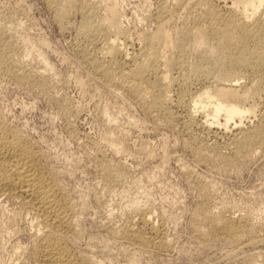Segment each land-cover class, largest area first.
<instances>
[{"label": "rangeland", "instance_id": "1", "mask_svg": "<svg viewBox=\"0 0 264 264\" xmlns=\"http://www.w3.org/2000/svg\"><path fill=\"white\" fill-rule=\"evenodd\" d=\"M47 1L0 0V23L12 27L3 38L12 37L10 42L26 55V69L49 75V91L42 94L12 76V61L4 64L0 113L35 143L63 184L75 213L77 243L105 264H264V256L246 258L264 246L246 245L242 251L207 222L232 214L247 217L254 228L264 223V148L257 147L247 160H226L221 154L230 153L226 138L202 134L198 128L192 137L194 150L187 149L180 120L175 126L154 120L84 61L78 52L84 44L77 33L80 11L60 21ZM163 1L119 0L127 11L122 25L134 33L143 27L154 30L167 18L172 21L169 28L181 26L191 0H183L173 18L160 15ZM232 1L213 3L228 7ZM130 45L132 50L140 46L137 39ZM42 51L53 69L40 62ZM143 213L161 224L169 247L141 245L122 234ZM242 236L247 241L251 237Z\"/></svg>", "mask_w": 264, "mask_h": 264}, {"label": "bare ground", "instance_id": "2", "mask_svg": "<svg viewBox=\"0 0 264 264\" xmlns=\"http://www.w3.org/2000/svg\"><path fill=\"white\" fill-rule=\"evenodd\" d=\"M213 1L188 2L190 11L179 27L169 28L167 18L154 30L143 27L136 33L122 25L120 18L127 11L119 0L104 5H98L99 0L47 2L60 21L80 11L77 33L84 44L78 52L84 61L154 120L168 126L180 120L187 149L194 150L192 137L199 128L202 134L226 138L230 153L221 150L224 159L247 160L257 147L264 148V0H233L228 7ZM183 2L163 1L160 15L172 17ZM7 25L0 23V70L12 61V76L15 73L42 94L48 92L47 72L26 69V55L10 42L12 37L3 38ZM135 39L140 46L132 50L129 45ZM39 53L46 70L53 69L46 54ZM8 202L18 207L9 208ZM207 222L240 250L246 245L264 246V223L254 228L247 217L232 214ZM108 228L116 233L111 225ZM77 231L63 184L35 143L0 113V264H105V259L86 253L77 243ZM243 233L251 235L248 241ZM122 234L161 250L171 245L149 213L126 224ZM259 256H264V250L248 252L246 258Z\"/></svg>", "mask_w": 264, "mask_h": 264}]
</instances>
